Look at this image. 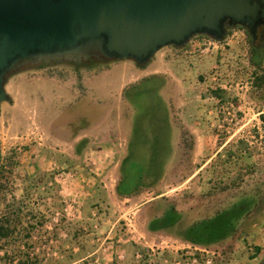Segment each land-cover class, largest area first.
Wrapping results in <instances>:
<instances>
[{
	"label": "rangeland",
	"instance_id": "rangeland-1",
	"mask_svg": "<svg viewBox=\"0 0 264 264\" xmlns=\"http://www.w3.org/2000/svg\"><path fill=\"white\" fill-rule=\"evenodd\" d=\"M229 37L233 41L243 38L249 47L246 30L234 29ZM199 44L196 39L191 41L188 52L185 49L177 56L166 48L165 62L160 60L162 49L142 68L132 60L102 61L91 57L77 65L57 60L28 66L8 79L6 91L11 101L0 109L2 158L15 151L18 161L20 152L27 147L30 153L34 151V159L57 162L56 174H65L56 182V174L39 171L37 183L28 185L32 193L40 187V194L34 198L46 204V211L41 213L49 228L55 211L47 210L54 206L57 209L56 230L49 234L46 228V240L57 238V261L50 258L45 264H70L75 259H83V264H109L120 239L140 245L145 241H166L169 246L193 244L183 239V231L223 210L228 201L220 200L224 197L220 189L211 185L208 192L200 193L197 176L187 183L197 170L196 152L191 145L196 144L193 131L199 123L192 118L198 111V71L191 73L181 61L200 53ZM214 46L218 44L205 47L210 53ZM173 64H177L176 68L171 67ZM159 67L162 73L169 74V69L174 73L144 76ZM207 71L212 79L216 69ZM137 75L135 83L122 88ZM57 76L65 78L66 83H57ZM185 101L191 102L188 107L182 106ZM117 164L119 167L114 169ZM11 175H0V188L4 185L9 191L15 190L6 183ZM65 176L71 179L67 184L61 180ZM122 177V191L140 187L141 192L130 196V201L113 202L109 199L111 193L124 198L117 190ZM50 180L54 184L49 187ZM76 191L81 194L77 196ZM48 198H52L50 203ZM33 202V197L29 198L32 209ZM171 207L180 213L179 221L172 227L149 231V224ZM168 216L173 217V212ZM36 218L23 221L21 230L35 225ZM37 230L36 226L23 250L20 235L16 242L9 243L13 261L25 251L36 259V264L43 263L37 243L27 246L36 242Z\"/></svg>",
	"mask_w": 264,
	"mask_h": 264
},
{
	"label": "crops",
	"instance_id": "crops-1",
	"mask_svg": "<svg viewBox=\"0 0 264 264\" xmlns=\"http://www.w3.org/2000/svg\"><path fill=\"white\" fill-rule=\"evenodd\" d=\"M196 40L200 41L198 49L200 53L187 56L186 60L181 61L187 66L189 71L191 69V73H197L196 71H198V111L193 114L192 118L193 120H198L199 123H196L198 126L197 130L193 131L196 144L194 145L193 143L191 145L192 151L196 152L197 170L188 179L187 183H190L197 176L196 184L200 193L208 192L211 189V185H213L215 190L220 189V193L224 194V197H221L220 200H225L229 203L238 201H245L246 203L245 211L247 213L245 218L240 221L238 232L223 244L227 246L226 249L230 250V254L218 264H264V131L261 134L253 129L255 137L251 139L242 138L237 132L233 134L226 133L225 129L222 128L225 116L224 107H222V103H219V99H222L226 93L232 92L234 95L239 93L237 82L242 80L243 77L251 84V87L246 92L251 107L249 117L252 116L256 119L257 114H264V86L257 88L258 83L261 81L258 80L262 78L264 70H255L253 65L250 64L248 60L250 58V48L243 38L236 37L235 41H233L228 35L224 41L218 42V47H212L213 49L210 53L209 47H205L208 45L206 39L197 37ZM166 48L172 49L174 56L184 51L172 46ZM166 48L162 52L160 59L162 61L163 56H167L168 54L165 50ZM188 48H186V52H188ZM177 64H173L171 67L174 66L176 68L175 65ZM210 68L211 71L218 70V84L211 81V74L207 76L209 74L207 70ZM244 69H246L245 75H243ZM168 71L169 74L162 73L160 67L154 68V70L144 76L170 75L174 73L170 69ZM137 79L138 75L124 83L122 88L124 85L135 83ZM65 80V78L57 76V83H66L64 82ZM212 87H217L218 90H214ZM190 103V101H185L182 106L186 107L187 105L188 107ZM249 117L247 116L245 119ZM19 156L20 159L16 161L14 166H10L12 168V175L9 181L6 182L14 186L15 190L8 193H0V221L3 216L9 214L5 211L9 200L13 197L17 199L23 198L29 189L28 185L38 178L37 173L39 171L51 172L53 174L59 171L57 170V162H46L43 158L34 159L36 157L34 151L30 153L29 149H23ZM5 162L7 163L3 159L0 161V168ZM118 167L119 165L117 164L114 169ZM18 172L23 174L16 176L15 174ZM62 175L65 174H56L53 179L57 182V180H60L57 177ZM62 178L64 179L61 180L66 184L67 181L71 180L70 176ZM53 184L52 180L47 183L49 187ZM43 189L45 190V186H43ZM39 192L40 187L37 188V192L30 193V197H33L34 200L33 210L36 213L33 216L37 217L34 220L36 221L34 224L37 226L39 236L36 237V242H29L27 246L37 243L38 255L40 258H43L41 260H44L42 264H45L46 259L52 258L53 261H57V238L54 236L53 239L46 240V230L49 229L47 232L51 234L52 230L54 233L57 228V209L54 206L47 210L55 211L52 214L53 223L49 228L45 225L44 214L41 213L46 211V204L40 198H34L40 194ZM41 194L43 195V193ZM75 194L78 196L81 193L80 191H76ZM99 197L100 195H98ZM109 199L113 202L116 200L127 202L133 198H121L115 192L109 194ZM48 200L50 203L52 198H48ZM55 200L54 194L53 201ZM102 200H106V198H102ZM47 227L48 229H46ZM39 232H42V234ZM24 242L22 237V243L19 245L22 250L25 247L24 244L27 243ZM8 245V243L0 239V264H17L19 259H24L23 254L25 251H21V256L18 258L14 257L13 261L12 254L14 256V253L10 251L11 246ZM46 247H48L47 250L45 249ZM142 249H144L143 245L129 239H120L117 241L115 251L109 257V264H140L136 262L134 255L137 250ZM122 256H125V258H121ZM82 261L83 259H75L70 264H83Z\"/></svg>",
	"mask_w": 264,
	"mask_h": 264
},
{
	"label": "water",
	"instance_id": "water-1",
	"mask_svg": "<svg viewBox=\"0 0 264 264\" xmlns=\"http://www.w3.org/2000/svg\"><path fill=\"white\" fill-rule=\"evenodd\" d=\"M264 25V0H0V109L8 79L53 59L132 60L145 67L162 49L204 35L222 42L227 26Z\"/></svg>",
	"mask_w": 264,
	"mask_h": 264
},
{
	"label": "trees",
	"instance_id": "trees-1",
	"mask_svg": "<svg viewBox=\"0 0 264 264\" xmlns=\"http://www.w3.org/2000/svg\"><path fill=\"white\" fill-rule=\"evenodd\" d=\"M247 35L249 40L250 53L252 54L250 55L249 62L251 65H253L255 70L263 71L264 47L260 48V46L254 45L251 36L248 33ZM197 37L203 39H210L209 37L204 35H200ZM197 37H194L193 39H196ZM190 44H187L184 48L181 49L185 50L187 47H190ZM138 67L142 68L140 66ZM78 75H79L78 79L79 81H81L82 77L80 74ZM262 75H263L262 78L258 80V81L261 80L260 81L261 83L260 82L258 83L259 85H257V88H261V86H264V73ZM153 77H149L148 79ZM261 117L264 120V114H262ZM25 149L28 148L26 147ZM15 155L16 152L12 151L10 155H7L5 158L4 157L2 158V155L0 153V161L2 159L7 161V163L5 162V164L1 166L0 175H5L6 173L12 174V168L10 166H14V164L17 161ZM38 180L39 178L33 180V182L31 183L36 184ZM122 181H123V177L117 189L119 195L123 197H130L132 195L140 194L141 192L140 187H137L136 189H132L127 192L122 191L121 190ZM2 192L8 193L12 191H9V189L5 188V186L3 185V187L0 188V193ZM30 193H31V188L27 190L26 195L23 198H20L22 201L17 199L16 197H13L12 199L9 200V203L5 208V211H7V213L9 214L3 216L0 221V239L3 240L5 243L9 244V242L10 243L13 241L16 242V240L19 239V235L21 236V238L23 237L24 241L25 240L27 241L31 238L32 236L31 232L36 227V225H33L32 223V225H29L24 230H21V226H22L21 224L23 223V221H26L28 218L33 217V215L35 214L33 213L34 210L30 208V205L28 204V200L29 198H31ZM245 208H246L245 201H238L231 203L226 202V205L222 211H218L212 217L204 218L201 221L187 227L182 233L183 239L193 244L203 245L206 247H212L216 245L214 247H217L219 249H225L227 246L223 244H225L226 240L233 237L238 232L240 221H242V219L245 218V215L247 213V211H245ZM170 212H173L174 214V216L171 218L168 216ZM179 214L180 213H178L176 209L171 207L162 217L154 219L149 224L148 227L149 231L155 232L161 229L174 226L180 219ZM28 224L31 223L29 222ZM23 258H24L23 260L19 259L17 264H36L35 261L36 259L34 260L33 258H31L27 252H24Z\"/></svg>",
	"mask_w": 264,
	"mask_h": 264
},
{
	"label": "built area",
	"instance_id": "built-area-1",
	"mask_svg": "<svg viewBox=\"0 0 264 264\" xmlns=\"http://www.w3.org/2000/svg\"><path fill=\"white\" fill-rule=\"evenodd\" d=\"M206 41L208 45L218 44V41L211 38ZM218 74L216 69L212 75V81L217 84L219 82ZM237 86L239 93L234 95L232 92H228L222 99H219L225 114L222 128L226 127L225 130L228 134L237 132L242 138L251 139L255 137L253 129L263 133L264 122L261 119V114H257L256 119L252 116L249 117L251 107L246 92L251 87L250 82L242 79L237 82ZM212 88L218 90L217 87ZM247 116L249 118L245 119ZM142 245L144 249L137 250L134 255L136 262L140 264H218L230 254V250L226 248L219 249L185 243L169 246L166 241L160 243L145 241ZM121 258H125V256Z\"/></svg>",
	"mask_w": 264,
	"mask_h": 264
},
{
	"label": "flooded vegetation",
	"instance_id": "flooded-vegetation-1",
	"mask_svg": "<svg viewBox=\"0 0 264 264\" xmlns=\"http://www.w3.org/2000/svg\"><path fill=\"white\" fill-rule=\"evenodd\" d=\"M237 28H243L246 30V32L249 34V31L247 28H244V27H241V26H236V27H229L227 26V35L226 37L229 35V33L231 31H233L234 29H237ZM250 35V34H249ZM193 40V39H192ZM191 40V41H192ZM254 45H258L260 46V48L264 47V25L260 26L258 28V39L257 41H253ZM91 57H89L88 59H79L77 61H72L74 64H79V63H82V62H86V61H89ZM54 62H57V59H53V60H50L48 62H46L47 64H50V63H54Z\"/></svg>",
	"mask_w": 264,
	"mask_h": 264
}]
</instances>
